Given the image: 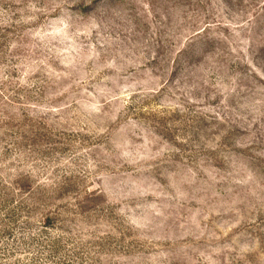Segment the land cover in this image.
<instances>
[{"label":"rangeland","instance_id":"rangeland-1","mask_svg":"<svg viewBox=\"0 0 264 264\" xmlns=\"http://www.w3.org/2000/svg\"><path fill=\"white\" fill-rule=\"evenodd\" d=\"M0 264H264V0H0Z\"/></svg>","mask_w":264,"mask_h":264}]
</instances>
